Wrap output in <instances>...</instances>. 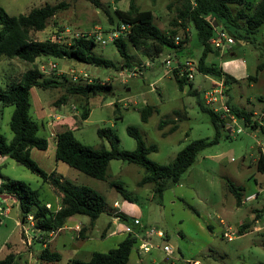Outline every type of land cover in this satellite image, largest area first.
<instances>
[{
    "label": "rangeland",
    "instance_id": "rangeland-1",
    "mask_svg": "<svg viewBox=\"0 0 264 264\" xmlns=\"http://www.w3.org/2000/svg\"><path fill=\"white\" fill-rule=\"evenodd\" d=\"M131 1L141 11L151 10L154 23L164 34L170 35L174 31L176 37H188L184 47L188 57L184 60L198 64L203 50L193 25H173L185 0H0V8L9 17H15L26 15L34 8L66 3V9L51 18L44 31L31 34L38 41L61 35L59 43L70 46L79 34L92 33L106 38L123 23L115 10L127 11ZM258 1L252 0L254 4ZM233 10L236 13L238 7L234 6ZM241 25L245 27V22ZM0 29L6 32V27L0 26ZM234 40L235 43L219 55L210 54L206 63L216 65L233 78L229 93L234 103L247 111L261 112L264 110V25L250 40ZM93 51L96 56L109 60L111 65L95 66L49 57L38 58L31 64L18 58L1 57L2 89L20 81L34 66L41 71V65L45 63H56L57 68L42 74L64 84L88 82L82 79L73 82L67 73L75 70L78 74L86 73L89 81L98 79L111 86L109 93L89 100L90 115L86 120L81 118L82 106L86 103L84 98L69 96L61 103L65 89L34 88L31 100L38 103L33 116L38 118L40 136L48 138L50 128L57 133L61 126H67L81 143L98 150H109V140L99 137L98 130L111 128L119 139L120 149L133 151L136 141L128 134L127 127L134 126L147 146H156L149 158L162 165L172 163L189 143L215 138L216 129L211 117L199 105V100L203 99L201 89L208 84L201 75H195L193 87L198 90V95H191L188 87L181 90L172 70L164 63L169 55L180 59L174 50H165L158 55L151 41L139 47L128 43L131 59L127 68L126 60L113 43H96ZM147 106L152 108V114L147 122H143L141 113ZM13 111V106L0 102V133L8 142L13 138L9 125ZM261 115L254 117L258 123H261ZM240 126L243 129L240 134L222 128L219 142L200 151L180 182L169 183L162 196L155 193V184L140 183L146 170L139 165L111 160L106 179L99 180L63 162H56L53 140H50L48 151L32 149L31 158L46 172L56 171L68 185L87 186L97 191L105 200L106 212L93 224L89 217L77 215L75 220L67 221L65 229L46 237L34 232L31 221L22 224L19 200L15 196H5L8 201H0V259L14 253L15 264H71L73 259L89 261L94 252H108L125 238V233L114 235L113 231L124 223L133 226L134 220L138 219L136 229L154 228L165 232L172 252L167 255L162 249L155 248L144 253L137 244L128 264H264V173L257 167L260 156H264V133L260 127L252 129L243 123ZM8 179L25 182L38 192L41 202L49 203L53 210L60 208L61 196L53 186L15 160L0 156V182ZM229 185L242 187L241 205ZM252 194L256 198L247 201ZM116 203L118 208L114 206ZM257 214L261 215L258 221ZM117 217L119 221L114 225ZM75 223L84 224L74 230ZM228 227L234 232L232 241L223 237ZM42 235L50 250L60 254L59 261L40 258L44 248L39 240ZM156 243L161 248L164 245L158 239Z\"/></svg>",
    "mask_w": 264,
    "mask_h": 264
},
{
    "label": "trees",
    "instance_id": "trees-1",
    "mask_svg": "<svg viewBox=\"0 0 264 264\" xmlns=\"http://www.w3.org/2000/svg\"><path fill=\"white\" fill-rule=\"evenodd\" d=\"M182 6L183 8L179 9L178 19L174 21L173 25L185 27L186 24H192L196 30L198 41L203 50L197 64L198 70L215 78L223 76L225 83L230 88L233 78L216 65L206 63L210 54L215 55L218 52L210 46L209 40L214 36L215 27H221L235 39L250 40L264 25V0H259L255 4L252 0H185ZM234 6L238 7L236 13L233 10ZM66 7L67 4L64 2L52 6L45 5L32 9L26 15L15 17H9L0 8V26L6 27V32L0 29V59L2 56H7L35 64L38 58L49 57L68 59L88 65L110 66L109 60L94 54L96 42L93 38H76L70 46L52 42L50 39L38 41L32 38V32L44 31L48 21ZM115 13L121 22L132 26L128 41L119 38L113 42L120 56L126 60V68L129 67L131 59L128 43L133 47H139L144 42L151 41L158 55L165 50H174L179 57V53L184 51L188 37L180 38V42L176 44V33L173 31L170 35L164 34L154 23V14L151 10L141 11L131 1L127 11L115 10ZM242 21L245 22V27L241 25ZM172 75L181 90L188 87L191 95H198V90L193 87V82L188 83L185 79L180 78L176 69ZM59 87L65 89L66 92L61 97V103H64L69 96L82 97L86 100L82 106V120H86L90 115L89 100L95 96L107 94L111 90L110 84L102 83L98 79L85 84L79 82L64 84L57 78L45 77L37 66L26 72L20 81L7 89L0 87V102L5 106L14 107L9 124L13 138L8 142L5 136L0 133V156H7L15 160L42 178L45 183L53 186L61 196L60 208L58 210L48 208L47 203L39 200L38 192L22 181L8 179L6 182H1L0 193L15 196L19 200L22 224L29 223L28 217L31 216L34 232L42 233L46 237H51L52 232L63 229L71 217L84 215L89 217L93 224L106 212L105 200L97 191L87 186L68 185L56 171L46 172L31 158L32 149L36 148L42 151L48 149V139L39 135L40 125L32 114L31 90L33 88ZM227 94L229 95V89ZM227 103L232 113L246 127L252 129L260 127L264 133V127L253 119L252 111L237 108L229 101ZM199 105L203 111L209 113L216 129V136L211 141L199 139L189 143L170 164L162 165L149 158V154L156 151V146H147L138 128L134 126L127 127L128 134L136 141V149L133 151L120 149L119 139L111 128L98 130L99 137L107 138L110 142L109 150H98L81 143L69 127L61 126V129L56 133L55 161L63 162L99 180L106 179L111 160L133 163L146 170V175L140 183L155 184V193L162 196L168 184L179 183L182 175L195 163L198 153L208 146L218 143L221 129H226L225 120L221 118V114L214 112L213 108L207 106L203 99L199 100ZM151 114L152 108L148 106L144 108L141 113L142 121L147 122ZM257 167L264 173L263 155L260 156ZM229 188L235 194L238 205H241L242 187L229 185ZM121 192L128 199L127 195L123 191ZM262 212H264V208ZM260 216L257 214L256 220ZM240 231L242 232V230ZM43 235L39 240L46 246L43 248L40 258L50 262L59 261L60 254L50 250L48 244L43 240ZM137 244H139L138 240L132 234H125V238L108 252H94L89 261L73 259L71 264H128L130 255ZM15 263L14 253L0 259V264Z\"/></svg>",
    "mask_w": 264,
    "mask_h": 264
},
{
    "label": "built area",
    "instance_id": "built-area-1",
    "mask_svg": "<svg viewBox=\"0 0 264 264\" xmlns=\"http://www.w3.org/2000/svg\"><path fill=\"white\" fill-rule=\"evenodd\" d=\"M132 26L128 23H121L118 25L115 29H113L111 32L107 34V37L104 38L99 35L93 36L92 33L87 34H79L76 38H86V39H94L96 43H100L102 45L113 43L115 40L119 38L127 39L131 34ZM62 40L61 35L54 36L51 41L55 43H59ZM176 44L180 42V38H175ZM235 43V40L233 37H231L227 32H225L223 29H219L218 27H215V33L214 36L211 37L209 40V44L212 48H214L218 52H222L224 49H227L230 44ZM164 63L170 67V69L173 71L177 70V75L180 78L185 79L188 83L194 82L195 75H201L203 78V81L208 84L206 88H202L203 90V101L207 106H210L213 108L214 112L221 114V118L225 120V126L228 129L229 132L240 134L242 133L243 129L240 126L242 121H240L231 111V108L228 105L229 101V95L227 94V91L229 87L225 83L224 77L215 78L209 74L202 73L198 70L197 65H195L190 60H180L176 56L171 57L170 55L165 59ZM57 68L56 63H45L41 65V72L42 73H48L50 71H53ZM70 77V79L73 82L78 81L79 79L82 80H88L89 76L86 73L78 74L75 70H71L69 73H67ZM261 125L264 123V112L260 116ZM264 126V125H263ZM8 196L7 194L0 193V201L7 202L8 200L4 197ZM256 198V195H251L247 197V201H251ZM48 208H51V206L48 204ZM1 210V209H0ZM28 221L33 226V218L31 216L28 217ZM117 221H119V218H117ZM139 224L138 219L134 220V225H126L123 232L125 234H132L139 243V248L144 252L148 253L151 252L152 249H162L167 255H169L172 252V248L167 244V235L162 230H156L154 228L149 229H143L141 230V227L136 229ZM74 230H79V226L76 225L74 227ZM53 233V232H52ZM51 233V234H52ZM233 230L228 227L227 231L223 233V237L227 239L228 241H232L234 239L233 236ZM50 234V235H51ZM160 240L164 242L163 247L161 248L160 245H157L156 240Z\"/></svg>",
    "mask_w": 264,
    "mask_h": 264
},
{
    "label": "crops",
    "instance_id": "crops-1",
    "mask_svg": "<svg viewBox=\"0 0 264 264\" xmlns=\"http://www.w3.org/2000/svg\"><path fill=\"white\" fill-rule=\"evenodd\" d=\"M188 56L186 55V53L183 51V52H180L179 53V58H180V60H184V59H186ZM34 89V88H33ZM33 89L31 90V95H32V91H33ZM229 102H230V104H232L233 106H235V107H237V108H240V109H243V108H241V107H239L236 103H234V101H233V98L231 97V95H230V93H229ZM36 105H38V103L36 102V103H34L33 102V109H32V114L34 113V109H36ZM246 110V109H245ZM35 112L36 113H38L36 110H35ZM253 112V119H254V117L255 116H259L260 114H262L263 112H264V110H262L261 112H257V111H252ZM41 114V113H40ZM42 116V115H41ZM36 119H38V118H36ZM257 121V120H256ZM258 123V122H257ZM259 125H261V123H258ZM47 125V124H46ZM47 128H48V125H47ZM49 129V128H48ZM51 136H53V137H51ZM48 139V149L50 148V140H53L54 141V152H53V154H54V157H55V151H56V133H55V129L53 128V129H49V137L47 138ZM48 149L46 150V151H48ZM51 172V171H50ZM50 172H48V173H50ZM58 174V173H57ZM59 175H61V174H59ZM62 176V175H61ZM63 177V176H62ZM1 183V182H0ZM253 195V194H252ZM251 196V195H250ZM47 204H49V203H47ZM116 208H118V204L116 203L115 205H114ZM9 209V208H8ZM9 211V210H8ZM7 211V212H8ZM75 217V216H74ZM74 217H71L70 219H68L69 221H71V220H75V218ZM117 218H119V217H117ZM117 218L116 219H114V225L116 224V222H117ZM260 218H261V216H260ZM259 218V219H260ZM258 219V220H259ZM67 220V221H68ZM257 220V221H258ZM67 224V223H66ZM80 224H84V223H75V225H74V227L76 226V225H80ZM126 223H124V225L122 226V225H120L119 227H118V230H115V231H113L112 232V234H114V235H116L117 233H122V234H124V232H123V230H124V228H125V225ZM122 226V229H120V227ZM65 227H67L66 225L64 226V228L63 229H65ZM63 229H61V230H63ZM258 229V227H256V229L255 230H257ZM168 237V236H167ZM46 245H44V247H45ZM189 261H192V260H189ZM193 262V261H192Z\"/></svg>",
    "mask_w": 264,
    "mask_h": 264
},
{
    "label": "water",
    "instance_id": "water-1",
    "mask_svg": "<svg viewBox=\"0 0 264 264\" xmlns=\"http://www.w3.org/2000/svg\"><path fill=\"white\" fill-rule=\"evenodd\" d=\"M216 55H219V53L218 52H216ZM1 221V220H0Z\"/></svg>",
    "mask_w": 264,
    "mask_h": 264
}]
</instances>
